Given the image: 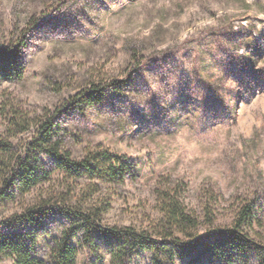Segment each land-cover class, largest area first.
Here are the masks:
<instances>
[{
	"label": "rangeland",
	"instance_id": "374dc122",
	"mask_svg": "<svg viewBox=\"0 0 264 264\" xmlns=\"http://www.w3.org/2000/svg\"><path fill=\"white\" fill-rule=\"evenodd\" d=\"M19 40L20 74L0 79L8 146L0 158L16 160L37 122L60 111L61 153L92 157L98 171L77 176L37 152L30 191L16 183L3 191L9 173L0 172V223L34 208H78L94 210L104 228L156 239L167 232L161 198L171 192L196 222L170 238L184 248L140 250L127 264H259L264 0H0V48ZM111 83L102 101L69 106ZM105 155L119 172L114 181ZM72 227L61 215L46 218L30 237L35 256L49 261L54 240ZM72 242L77 264H109L117 244L96 236L87 244L82 234Z\"/></svg>",
	"mask_w": 264,
	"mask_h": 264
},
{
	"label": "trees",
	"instance_id": "16d2710c",
	"mask_svg": "<svg viewBox=\"0 0 264 264\" xmlns=\"http://www.w3.org/2000/svg\"><path fill=\"white\" fill-rule=\"evenodd\" d=\"M22 44L24 41L19 40L11 48H0V79H12L20 74L17 64ZM116 85V83H111L105 86H93L90 90L73 97L69 106L82 109L83 105H93L100 102L103 100L105 89L116 87ZM59 113L60 111L47 120L37 122L34 137L16 160H7V157L4 156L0 158V172L4 175L9 173L4 182L3 191L14 183L23 192H28L31 187L37 185L38 182L33 169L37 152L47 153L58 162L61 169L77 176L92 175L98 171L97 168L91 166L95 161L92 157L84 162H77L72 159L70 152L61 153L60 144L56 141V120ZM24 129H28V127L25 126ZM7 147V144L0 140V153L8 151ZM105 159L109 180L114 181L119 172L114 169L111 155H105ZM161 199L163 202L160 212L163 214V220L166 221L168 228H166L167 232L157 234L156 239L144 232L104 228L101 225L99 214L94 210L53 206L28 210L0 223V260L14 258L17 264H77L78 250L72 240L79 234L83 235L87 244L92 241L94 236L105 240L107 243H112V245L114 242L117 243L111 250L109 264H127L130 259L129 254H136L140 250L159 254L160 251L166 252V249L172 244L182 249L184 246L178 244V240L172 241L170 238H172L174 231L189 235V231L194 229V226L196 227V222L185 212L182 204L175 196H172L171 192L163 194ZM52 214L66 218L73 227L71 231L62 232V235L54 240L49 261H44L35 256L37 239L34 237L30 239V237L38 232L43 221ZM18 229L22 231L16 233L14 230ZM209 247L210 250L216 249L214 244ZM259 264H264V258Z\"/></svg>",
	"mask_w": 264,
	"mask_h": 264
}]
</instances>
